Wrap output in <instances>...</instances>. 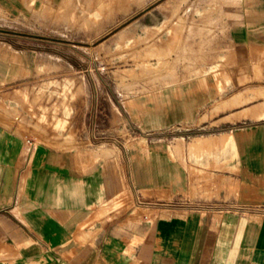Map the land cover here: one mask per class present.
Listing matches in <instances>:
<instances>
[{"label": "crops", "instance_id": "1", "mask_svg": "<svg viewBox=\"0 0 264 264\" xmlns=\"http://www.w3.org/2000/svg\"><path fill=\"white\" fill-rule=\"evenodd\" d=\"M0 11V89L68 79L76 130L0 115V264H264V0Z\"/></svg>", "mask_w": 264, "mask_h": 264}, {"label": "rangeland", "instance_id": "2", "mask_svg": "<svg viewBox=\"0 0 264 264\" xmlns=\"http://www.w3.org/2000/svg\"><path fill=\"white\" fill-rule=\"evenodd\" d=\"M0 16L1 11H0ZM6 23L0 19V23ZM9 25L10 22H7ZM19 28L17 26H7ZM20 29V28H19ZM127 37H132V33L127 32ZM124 49L127 61L133 60L134 43H125ZM127 86L132 84L134 79L133 72H127L123 75ZM117 75H111V84ZM123 78V77H122ZM38 82V81H37ZM31 85V89H25L23 93L18 90L24 85L21 82L13 83L0 89V115H3L19 129L23 124H27L30 130L40 134L61 133L63 140L75 141L76 130L72 128L70 121L69 100L73 95L69 80L63 79L61 83L54 80L52 75L41 78L39 82ZM132 91V90H130ZM128 92V91H127ZM112 113V112H111ZM110 142L114 140H127L130 137L131 125L115 109L111 114L109 123ZM82 141V139H78Z\"/></svg>", "mask_w": 264, "mask_h": 264}, {"label": "built area", "instance_id": "3", "mask_svg": "<svg viewBox=\"0 0 264 264\" xmlns=\"http://www.w3.org/2000/svg\"><path fill=\"white\" fill-rule=\"evenodd\" d=\"M26 143L30 146H32L34 144V139H26Z\"/></svg>", "mask_w": 264, "mask_h": 264}]
</instances>
